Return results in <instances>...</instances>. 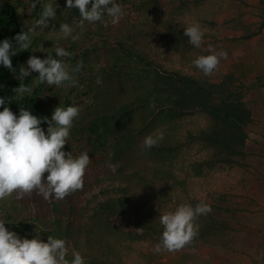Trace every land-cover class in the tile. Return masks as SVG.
I'll return each mask as SVG.
<instances>
[{
    "label": "trees",
    "instance_id": "obj_1",
    "mask_svg": "<svg viewBox=\"0 0 264 264\" xmlns=\"http://www.w3.org/2000/svg\"><path fill=\"white\" fill-rule=\"evenodd\" d=\"M156 1L147 0V3ZM171 21L168 27L163 23L160 36L168 37L170 46L174 45L175 48L182 36L176 31L175 20ZM22 30L16 8L0 0V41L12 39ZM94 33L87 30L84 36H89L91 40L101 39L100 45L93 43L83 49L79 56L83 64L87 58L101 64L99 73L103 83L98 85L90 81L92 86L85 87L91 92L85 116L89 120L86 125H81L83 130L80 133L93 136L99 148L111 141V163L116 165V171L107 179L111 188L99 190L93 196L94 199H104L97 201L92 208L89 202L75 206L67 201L72 194L63 200L47 201L34 194L23 200L14 199L13 203L20 202L27 206L29 202H35L32 207L34 221L42 229L34 227L31 234H23L25 237L29 235L44 242H47L48 236L65 239L69 260L74 247L84 256L86 264H122L118 255L121 249L143 240L153 245L159 242L163 228L155 204L158 203L157 196L163 197L165 193L163 189L156 191L154 185L166 179L182 187L185 185L173 173L181 149L197 144L207 152V157L188 164V172L197 178L202 177L205 171L215 169H245L249 156V127L254 125L255 119L244 101L243 80L237 79L233 73H227L217 83L197 80L179 72L165 70L159 63L152 62L148 55L132 48L115 31L97 27ZM142 34L141 31L137 36ZM71 49H75V46ZM30 55L31 48L12 58L15 74L0 66V97L5 98L6 106L17 116L22 107L33 115L50 119L52 113L41 100L46 84L34 85L38 73H32L21 81L14 78L19 74L20 66H26ZM76 59L77 56L72 55L65 60L67 63L71 61V66L75 67ZM116 80L119 81L117 89L113 85ZM20 84L32 87V94H15L12 89ZM247 88L251 89V86ZM47 90L52 91L50 88ZM83 95L87 96V91ZM67 99H63L61 107L70 106ZM152 101L155 108L150 107ZM198 114L205 118L206 124L196 132L187 130L184 139L180 141L177 133L184 130L190 119ZM41 127L46 131L47 124ZM160 133L164 134L163 140L151 149H142L146 136L155 137ZM181 169L184 170L185 166L181 165ZM90 187L84 184V189L79 192L83 193ZM152 187L155 193L151 202L146 191ZM224 199L227 200V197L222 195L223 204L204 201L212 206V212L198 218L199 235L191 247L203 244L212 248L221 246L228 250L236 245L239 240L237 236L231 239L230 244L224 242L228 234L244 230L250 210L226 205ZM185 202L194 206L201 200L187 198ZM250 203L253 204V201ZM4 219L13 220L8 216ZM119 219H127L125 221L129 224L121 225ZM252 220H255L254 217ZM8 225L15 227L13 222H7ZM156 257L143 255V264H165ZM186 257L192 259V256ZM253 263L260 264L256 260Z\"/></svg>",
    "mask_w": 264,
    "mask_h": 264
},
{
    "label": "rangeland",
    "instance_id": "obj_2",
    "mask_svg": "<svg viewBox=\"0 0 264 264\" xmlns=\"http://www.w3.org/2000/svg\"><path fill=\"white\" fill-rule=\"evenodd\" d=\"M3 1L10 3L16 8L20 17L21 27L24 31H27V29L32 26L34 19L38 18L39 13L42 11L39 4L36 5L34 11L30 8L32 0ZM178 2L179 0H157L152 3H147V0H116V3L120 4L125 10V15L119 24L115 26L112 25L108 22L109 18L107 15H105L104 20L106 23L98 22L94 25L86 24V31L92 30L96 33L97 27H105L111 32L115 31L120 37H124L132 48L145 53L149 56V59L152 62L159 63L165 68V70L179 72L197 80H208L211 83H217L220 81L218 79H220L225 73L223 68H220L215 72L214 76H204L203 73L196 69L192 64L194 56L197 58L201 55V51L198 52V48L193 45L192 49L196 48L195 52H197V54L192 55L193 58L190 57V60H185V62L180 61V59H182L181 50L189 53L186 48V46L190 47L188 39H186V42L182 37V40L179 41L174 48V45L170 46L171 43L169 42L168 37L163 38L160 36V32L163 30V23H165L167 27L171 26V19H174L175 14L178 15V13L182 12L189 13L188 5L186 4V9V6H181ZM40 3H52L57 7V16L54 21L50 20L48 29H38V34L32 39L30 56L35 55L39 58H46L47 53H51L55 57L52 47H54V44H57L56 35L59 24L68 23L72 25L75 29L73 34H77L80 30L75 28V25L79 21V12L77 9H66V0H40ZM130 13L134 14L130 15ZM197 14H200L202 17L200 12H197ZM53 24L55 25V29L52 27ZM174 24L177 27L179 26L175 22ZM189 25H191V23ZM86 31H84V33ZM141 31L143 34L137 36ZM84 33L76 42H73L70 37L59 41V46L64 47L67 51L73 53V56H77L76 63L80 62L81 58L79 53L83 49L90 47L93 43L100 45L101 42V39L98 38L91 40L89 36H84ZM95 33L93 35H95ZM205 39L206 36H204V40ZM204 40L203 42H206ZM110 43L114 45L112 41H110ZM74 46L75 49H71L74 48ZM69 64L71 65L72 62L70 61ZM100 65L101 64L94 61H89L87 58L81 71L75 74V79L78 81L75 86L57 88L55 86L49 87L46 84V91H43L41 95L42 102L48 107L51 113H53L57 106H61L60 103L63 102V99L65 101L67 97L70 105H78L81 108L78 118L73 123L70 132V139L63 150L65 152L72 151L74 157H78L83 152L89 153L91 163L86 170L84 184L91 185V187L83 193H80L79 191L73 193L67 201H70V203L75 206H83L89 202L90 208L95 207L97 201H102L104 199V197L94 199L93 196L96 195L99 190L109 187L111 188L107 179L109 175L113 173L106 164V161L109 160V146L111 141L105 144V147L99 148V145L93 141V136L88 137L80 133L83 130L81 125H86L89 120L88 118L85 119V116L87 113L86 106L87 104H90L91 92L85 87L92 86L90 81L96 82L98 78H102L99 73ZM245 73L246 71L241 69L233 74L244 75ZM36 83L35 80L34 85H36ZM248 83L249 80H243L245 88L243 89L244 101L252 113H256L257 108L253 101V98L256 95V89H248ZM113 85L114 88L117 89L119 81L116 80V83L114 82ZM48 88L52 89V91H48ZM86 91L87 96H84L83 94ZM82 117L84 119H82ZM205 124L206 120L203 116L199 114L195 115L185 125L184 130L177 133V138L182 141L187 130L196 132L198 129L204 127ZM249 130L250 136L247 142L248 157L252 158L261 156L264 158V126L261 131L259 125L254 124L249 127ZM205 157H207V152L201 150L197 144H191L181 149L173 173L177 180L184 181L185 185L182 187L180 184L173 183L169 179L155 183V190L163 189L165 193L163 197L157 196L158 203L155 204L157 212L162 215L166 212L174 211L176 207L179 204L184 203L187 198H194L208 203L223 204L221 196L224 195L227 197V200L224 199L226 205L239 206L241 208L245 207L248 211L250 209L253 210L248 214V222H250L252 219L251 215L261 209H259V206L250 203V201L253 200L248 195L249 188L251 183L255 182V180H264V169L249 163L245 169L237 167L224 170L215 169L210 172L205 171V174L202 177L197 178L192 176L191 173L188 172V164ZM181 165L185 166L184 170L181 169ZM46 176L47 173L45 174V179ZM154 188L152 187L146 191L151 202L153 201L155 193ZM141 191H144V189ZM34 194L35 193L32 195ZM14 199V197H10L7 200L0 201V220H4L5 223L8 222L9 224H12L13 222L15 226L5 225V227L10 231H15L21 238H25L23 234H31L34 227L42 229V227L34 221L35 216L32 207L35 202H29L27 206H23L20 202L13 203ZM6 216L13 220L9 219L8 221H5L4 217ZM125 220L119 219V223H121V225L129 224V222ZM18 224H20L19 228L17 227ZM243 231L244 230L241 232ZM260 232H262V230H260ZM234 236H236L235 233L228 234L224 243L230 244V241ZM26 238L32 239L29 235L26 236ZM260 238L262 242V237ZM261 242L259 243L261 244ZM210 248L211 247L209 246L199 244L195 247L187 246L176 253H169L166 251L156 253L154 250L155 245L148 240H143L133 243L126 249H121L118 255L121 257L122 264H143V255L157 256L156 258L165 264H220L218 259H223L222 250L224 247L218 246L214 252H210ZM186 256H192V259L188 260Z\"/></svg>",
    "mask_w": 264,
    "mask_h": 264
},
{
    "label": "clouds",
    "instance_id": "obj_3",
    "mask_svg": "<svg viewBox=\"0 0 264 264\" xmlns=\"http://www.w3.org/2000/svg\"><path fill=\"white\" fill-rule=\"evenodd\" d=\"M39 4L42 11L35 18L27 31L17 33L12 39L0 41V66L15 74L12 58L19 52L27 51L32 45V39L38 34V29H48L49 22L57 16V7L52 3L41 4L40 0H32L30 8L34 11ZM66 9H77L79 21L75 28L80 31L73 34L75 29L68 23H60L56 40L51 53L46 58L32 55L26 66L21 65L19 74L14 78L23 80L32 73H38L36 82L47 84L49 87L75 86L78 82L75 74L83 68L80 61L75 67L66 62L73 53L59 46V41L68 39L78 41L86 31L85 25L106 23L105 15L112 25H118L125 15L124 8L116 0H66ZM53 29L55 25L53 24ZM184 36L196 48L203 44L205 31L196 22L184 28ZM15 41V43H13ZM37 51V50H36ZM208 55H200L192 61L193 66L211 76L219 67L221 59H227V52L213 51L209 46ZM98 85L102 79L96 80ZM18 96L31 95L33 88L20 84L12 89ZM0 201L14 197L23 200L35 193L44 200H63L69 195L84 189V177L91 163L89 153L83 152L74 157L71 152L63 149L70 139L74 121L78 118L81 108L78 105L67 107L57 106L49 119L33 115L26 108H20L18 116L6 106L4 97H0ZM150 107L155 108L154 101ZM47 124V129L41 127ZM163 133L158 136L148 135L141 145L142 149H151L163 140ZM107 167L114 173L116 165L111 163V154L106 161ZM47 173L46 179L45 174ZM212 212V206L201 201L194 206L191 203H181L174 211L166 212L159 217L163 231L155 252L166 251L176 253L193 244L199 235L200 216ZM0 220V264H86L84 256L74 247L71 260L68 259L69 248L67 241L62 238L48 236L47 242L37 238H21L15 231L5 227Z\"/></svg>",
    "mask_w": 264,
    "mask_h": 264
},
{
    "label": "crops",
    "instance_id": "obj_4",
    "mask_svg": "<svg viewBox=\"0 0 264 264\" xmlns=\"http://www.w3.org/2000/svg\"><path fill=\"white\" fill-rule=\"evenodd\" d=\"M178 4L181 6L187 4L189 7V13L182 12L174 15V22L179 25L178 27L175 25L176 29L178 28L176 31L180 36L188 39L184 36V28L190 26V23L198 22L206 36L204 40L206 42L197 49L198 52L201 51V55L210 54V45L213 51L227 52V59H221L215 71L223 68L225 72L218 80H222L227 73H235L241 69L246 71L244 75L235 74V76L237 79L249 80L247 86L256 89L253 101L257 112L253 113V117L254 124L259 125L262 131L264 126V0H179ZM197 12H200L202 17ZM186 48L189 53L181 50L180 61L190 60L192 55L197 54L196 48L192 49L191 44ZM246 163H252L264 169V158L261 156L248 157ZM248 195L252 198L253 204L259 206L261 210L250 214L255 220L251 219L243 232L235 233L239 240L236 245L234 244L235 246L231 247L233 250H230L231 248L222 250L223 259H218L220 264H254V260L264 264V180H255L251 183ZM250 211L253 210L250 209ZM215 249L217 247H211L210 252H214Z\"/></svg>",
    "mask_w": 264,
    "mask_h": 264
},
{
    "label": "built area",
    "instance_id": "obj_5",
    "mask_svg": "<svg viewBox=\"0 0 264 264\" xmlns=\"http://www.w3.org/2000/svg\"><path fill=\"white\" fill-rule=\"evenodd\" d=\"M134 13H130V15H133Z\"/></svg>",
    "mask_w": 264,
    "mask_h": 264
}]
</instances>
